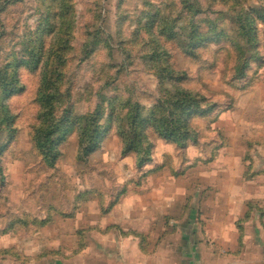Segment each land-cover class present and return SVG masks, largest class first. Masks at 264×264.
Masks as SVG:
<instances>
[{
    "label": "rangeland",
    "instance_id": "1",
    "mask_svg": "<svg viewBox=\"0 0 264 264\" xmlns=\"http://www.w3.org/2000/svg\"><path fill=\"white\" fill-rule=\"evenodd\" d=\"M188 1L202 10L187 14L186 0H0V264L38 254L64 264H264V23L240 64L232 38L197 56L174 39L156 47L151 9L185 35L192 16L235 31L234 0ZM241 1L251 17L264 9ZM21 57L30 62L16 71ZM16 72L21 90L11 94ZM193 100L198 112L184 116ZM137 112L149 118L131 131ZM89 114L104 129L92 151L78 129ZM68 118L48 154L42 131Z\"/></svg>",
    "mask_w": 264,
    "mask_h": 264
},
{
    "label": "trees",
    "instance_id": "2",
    "mask_svg": "<svg viewBox=\"0 0 264 264\" xmlns=\"http://www.w3.org/2000/svg\"><path fill=\"white\" fill-rule=\"evenodd\" d=\"M233 2V10L235 11L234 20L232 21L233 24H236L235 31H231L227 28L229 26H223L219 25V19H207L206 18H200L198 22H194V17H190L189 22L187 23L190 25V27L194 26L195 29H193L191 32L189 31V34L185 35L182 31L180 32L179 29H174V27L171 26V23L169 22V18L165 17L163 15L162 11L152 13L153 9L149 10V19L146 20L145 24L146 26L150 25V27L153 29L151 36L152 40L156 47H160L159 41L164 37L167 40L174 39L178 42V44H181L183 51L188 54L189 56H197L199 54L200 48L202 46H205L206 44L212 42V41H219L223 38H232L233 39V45L237 54V62L240 64L242 60H244V55L246 53V50H252L254 47H256L254 43V39L256 38V23H259V21L264 23V9L255 10L256 15L251 17V14L249 12L244 11V4L241 0H234ZM201 1H197V3H189L188 0H186L185 9L187 14H191L195 9L197 11L202 10V3ZM198 5V7H197ZM237 7V9H236ZM240 7V8H238ZM183 8V9H184ZM204 10V9H203ZM182 19V18H181ZM174 20V19H173ZM224 21H221L222 23ZM209 23L206 25L208 29L204 30V27L202 25ZM186 24V23H185ZM186 24V25H187ZM186 32V29H185ZM53 38V36H52ZM55 38V37H54ZM163 40V39H162ZM159 52H156L158 54ZM248 59V57H247ZM30 61L28 59L21 57L20 59L15 60V66L16 71L18 70V67L20 65L23 66V64H27ZM46 71L44 72L46 76L50 75L52 76L55 72V67L53 66V61L49 62L47 59L46 66H44ZM17 72L16 76L12 78L11 87H9L8 91L10 90V93L13 94L16 91H20L21 87L16 84L18 83L17 79ZM53 96L52 93H48L47 91L44 92V95L42 97V101L45 100V106H51V100L50 97ZM106 99V98H105ZM119 104V102H118ZM111 113L108 119L110 121H113L116 125L119 123V120H123L122 115L119 113L120 106L118 108V105L115 104L114 101L111 103ZM199 110V104L198 101L193 100L189 103V106L186 110H184V116H191L192 114H196ZM143 112H137L135 115H131V125L132 129L131 131H136L138 125L143 121V119L146 117L143 115ZM149 118V116L147 115ZM146 117V118H147ZM96 117H93L92 115H88L87 122L86 123H79L78 129H79V139H80V146L84 148V150L92 151L98 146V139L100 134L103 132V125L100 124V121ZM185 118L182 117V120ZM141 120V121H140ZM70 122L71 119L68 118L63 122L61 119H57L56 123L52 125L51 127H48V129L42 131L45 133L43 137H39L38 143L45 147L48 154L54 153V147L52 144V135L56 132V130H59L58 125H63L66 122ZM82 121V119H81ZM163 121L156 122V126H159L158 128L163 129L164 132H168V134L171 135L172 130L169 126H166L163 124ZM83 124V127H81ZM58 126V127H57ZM93 126V128L91 127ZM120 131L121 135L125 137V140L128 142L133 141L132 132L131 136L129 135V131H126L122 125H120ZM170 132V133H169ZM141 140V139H139ZM50 143L49 147L48 144Z\"/></svg>",
    "mask_w": 264,
    "mask_h": 264
},
{
    "label": "crops",
    "instance_id": "3",
    "mask_svg": "<svg viewBox=\"0 0 264 264\" xmlns=\"http://www.w3.org/2000/svg\"><path fill=\"white\" fill-rule=\"evenodd\" d=\"M50 256V254H48ZM30 255H27L26 258L27 260L31 257H29ZM49 256H43L42 257V254H38L35 258L38 259L39 261H37V263H30V264H64L60 261V259H55L54 257H49ZM94 256V255H92ZM140 256V254H139ZM46 257V258H45ZM134 258V257H133ZM113 261V260H112ZM138 259H133L132 260V264H137L138 263ZM121 262V261H120ZM122 263V262H121ZM26 264V263H25ZM104 264H113V263H109L108 260H105V263ZM123 264V263H122Z\"/></svg>",
    "mask_w": 264,
    "mask_h": 264
}]
</instances>
